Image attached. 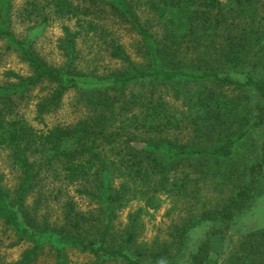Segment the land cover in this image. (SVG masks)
I'll use <instances>...</instances> for the list:
<instances>
[{"label": "trees", "instance_id": "1", "mask_svg": "<svg viewBox=\"0 0 264 264\" xmlns=\"http://www.w3.org/2000/svg\"><path fill=\"white\" fill-rule=\"evenodd\" d=\"M11 6L0 0V45L28 71L7 69L0 80V149L17 176L9 187L0 174V222L26 246L0 264L42 256L69 264L72 250L86 255L80 264H175L165 242L147 249L138 240L141 215L167 198L189 201L256 129V153L217 210L222 227L178 263L207 264L209 235L223 234L264 181V0H23L21 21L61 22L60 64L35 52L34 32H14ZM85 47L102 53L86 59ZM103 57L114 64L100 65ZM68 89L83 108L70 122L35 126L18 110L35 97L42 121ZM169 90L179 107L166 100ZM178 121L183 138L173 133ZM126 206L125 221H116ZM225 264H264V226L244 231Z\"/></svg>", "mask_w": 264, "mask_h": 264}, {"label": "rangeland", "instance_id": "2", "mask_svg": "<svg viewBox=\"0 0 264 264\" xmlns=\"http://www.w3.org/2000/svg\"><path fill=\"white\" fill-rule=\"evenodd\" d=\"M220 1L224 2L225 0ZM22 3L23 0H12L10 12L14 32L19 34H28L30 32L32 34L34 32L32 48L35 52L49 64H60L63 59L56 47V39L61 34V22L49 20L42 27H38L34 26V22L21 21L18 12ZM120 37L124 45L130 49L128 44L131 42V36L125 33V31H121ZM86 47L82 49V53L85 54L86 59L91 58L94 53H99L100 55L102 53L101 50L95 52V50H88ZM97 62L103 66L114 64L112 60L107 61L106 57L100 58ZM7 69L20 74H25L28 71L25 63L20 61L13 52L4 51L2 45H0L1 81L6 80L5 78L8 77L4 76V72ZM37 89L34 88L32 93L37 92ZM230 89L226 88L227 91ZM43 90L39 89L38 93ZM171 95V91H167L166 100L169 101L172 107H179L180 100L175 101ZM36 99L33 97L27 99V101L21 100L18 109L35 126L49 125L55 122H70L83 112L82 105L76 101L77 95L75 90L68 89L62 94L58 107L44 114L41 118L42 121H38L34 110ZM169 109L171 110V107ZM183 124V121H178V124H175L176 128L173 129V133H176L177 137H182V134L187 133L183 128ZM254 131L256 134L253 132L250 136L238 141L234 156L221 168L222 172L225 171V173L215 176L208 175L199 181L197 183L199 189L194 196L190 197L189 201L187 199L180 202L173 198H167L157 209L153 211L150 209V214L141 215L142 228L138 240H141L147 249L150 246L155 249L154 244L156 242H165L167 245V252L164 253V256H166L165 260H171L175 264H178L185 260L190 250L206 235L208 229L222 227L223 224L216 217V213L220 205L231 195L234 186L238 184L243 166L256 153V143L259 136L256 129ZM226 168H232V170L228 171ZM0 174L4 185L12 187L15 184L17 180L16 171L9 165L6 153L2 149H0ZM235 176L238 178L237 181ZM39 189L44 190L43 187H38L34 192ZM27 199L30 205L35 200L33 195H29ZM39 204L41 205V203ZM187 204L193 205L192 208H189ZM128 207L126 206L119 212L116 221H125ZM51 211H55V208L53 207ZM188 221H190L189 229L187 232L182 233V240L180 241L177 232ZM260 226H264V181H260L259 184L254 186L245 208L236 212L233 218L229 220L223 234L209 235L210 260L207 264H225L227 255L236 245L241 234L251 227ZM25 246L24 241L18 240L12 231L5 228L2 222H0V260L8 261L16 259ZM85 258V254L75 250L68 253L69 264H80ZM38 264H51V259L49 256H42ZM107 264L116 263L111 261L107 262Z\"/></svg>", "mask_w": 264, "mask_h": 264}]
</instances>
